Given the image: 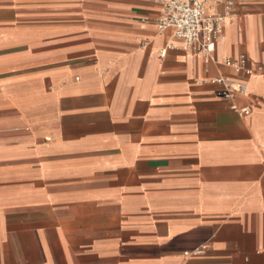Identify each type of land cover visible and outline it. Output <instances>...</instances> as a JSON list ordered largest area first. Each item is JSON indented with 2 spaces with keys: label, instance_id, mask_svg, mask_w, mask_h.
Instances as JSON below:
<instances>
[{
  "label": "crops",
  "instance_id": "obj_1",
  "mask_svg": "<svg viewBox=\"0 0 264 264\" xmlns=\"http://www.w3.org/2000/svg\"><path fill=\"white\" fill-rule=\"evenodd\" d=\"M205 1L210 62L157 0H0V264H264V0Z\"/></svg>",
  "mask_w": 264,
  "mask_h": 264
},
{
  "label": "built area",
  "instance_id": "obj_2",
  "mask_svg": "<svg viewBox=\"0 0 264 264\" xmlns=\"http://www.w3.org/2000/svg\"><path fill=\"white\" fill-rule=\"evenodd\" d=\"M157 2L160 8L156 20L157 30L161 33L170 30L172 37L182 43L184 52L202 54L205 61H212L216 42L220 39L227 17L220 14H209L208 4L205 0H157ZM229 6L230 4L227 5V7ZM223 64L235 73L243 74L246 77L252 73L244 55L235 60L227 58ZM211 83L220 84L223 87L220 96L227 100L246 93V85L243 82L216 78L211 80ZM230 109L240 116H248L250 111L248 107L240 109L235 105H231ZM202 252L203 248L195 251L193 255ZM187 255L185 254V256Z\"/></svg>",
  "mask_w": 264,
  "mask_h": 264
}]
</instances>
